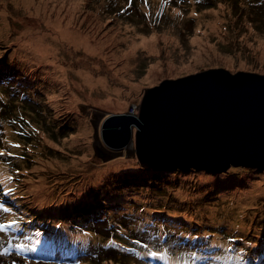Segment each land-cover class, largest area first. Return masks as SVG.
<instances>
[{
	"label": "rangeland",
	"instance_id": "obj_1",
	"mask_svg": "<svg viewBox=\"0 0 264 264\" xmlns=\"http://www.w3.org/2000/svg\"><path fill=\"white\" fill-rule=\"evenodd\" d=\"M4 1H7L11 9H13V14L8 15L9 19L13 24L18 25V28L14 29L13 27V29L9 31L11 36L15 37L20 30L19 28L24 25V22L20 19L21 15H24V13L19 15L14 11L16 6L13 5V0H0L1 5ZM48 2V14L62 12V16H65V22L70 21L72 27L81 29L90 34H97V30H92L95 26L94 22H92L91 15L93 14H101L105 18L106 23H104V26L108 25L109 31H112L116 26L114 20L123 19L125 22H128L132 28L140 29L145 36H151L155 32L158 34L163 31L169 32L172 36L169 41L159 43L156 52H148V54L152 55L151 59L147 58V55L140 53L137 69L135 70L137 76L133 79V81H137L139 84L141 79L148 73L151 63L155 61L164 62L169 55H172L176 61H183V69H186V63L195 64L178 74L163 70L165 65L163 62L160 65H156L153 71L158 73L161 72L165 75H159V80L154 83H143L140 88V95L131 96L128 99V109L132 103L139 102L137 105L140 106L142 100L141 95L145 88L157 85L165 79L179 78L205 69L218 67L227 68L233 73L239 70H246L264 74V60H259L261 48L264 47V0H170L166 2H161L159 0L157 2L130 0L131 4L126 12L127 16H124L125 14L115 16L113 12L116 11V8L111 9L108 7L109 10H107L106 4L109 3L106 2V0H48ZM77 2L80 4V10L78 15L75 14V16L72 17V15L66 13L65 10L75 12ZM120 4L126 8L127 3L125 0H121ZM144 5H148L152 8L153 11L151 14L147 15L142 12L141 9ZM59 7H62L64 11H61ZM138 9L141 10V14L138 13ZM2 12L3 9L0 8V14ZM143 16L156 17L151 20ZM217 17L220 26L217 31L213 32L208 22L217 19ZM44 28L45 25L41 27L40 31L47 35L48 32L44 31ZM125 32L131 34L128 30ZM205 34H207V38L201 41V44L198 42L192 44V38L196 35ZM102 35H104V33H102ZM256 36H259V38ZM5 37L6 35L0 37V61L1 63L5 61L12 62L13 69H16V67L20 68L21 71L19 76L24 79L25 76H27L24 72L27 68L26 63L18 61L17 54L15 53L17 46L10 45V43L13 42L12 40L10 42H5ZM99 38L100 37H98V39ZM206 45L209 46L208 48L211 51L215 50L219 53L228 55L229 58H233L234 62L226 63L216 60L213 56L207 54L209 50H207ZM183 55L186 57L185 60L182 59ZM68 60L71 62L76 61H72L70 58H68ZM37 67L38 74L29 82V85H32L31 89L28 91L35 99L40 101V103H34L31 99L24 100L25 102L13 99L8 102V108H20L27 114V117L31 119V125L36 132H47L46 135L33 140V147L36 151L33 155L34 161L30 162L31 170L26 178L30 183L38 185L39 176L45 175L47 177V183L43 188L55 189L54 195L57 197L54 198V201L56 203L71 199L69 195L70 190H75L79 194L90 185L96 186L101 189V191L109 190L111 193L113 190L118 189L123 197V206L127 208L123 209L122 212H128V214L133 215L132 219L138 222L143 220V216H138V214H142L143 208L145 209L143 213H145V211L156 212L155 208L162 205L165 208V214L186 209L187 207L184 206V204L191 190H193L192 184L195 181H200L201 183L197 184L198 188L196 189L199 194L194 195L195 197L191 196L192 200L190 205L201 203L210 196L220 195L227 198L228 202H237L236 221L240 219L238 216H240L241 212H243L246 207L257 205L256 200L264 197V172L254 168L232 167L227 172L217 174L205 171L186 172L182 170H155L144 167L138 161L135 150L129 154V152L123 148L120 152L108 154L107 146L105 145L107 143L101 136V124L110 116L121 115L120 113H123L122 115H128L133 112L128 111V109L125 111L126 108L113 109L103 106L100 108H96L95 106L91 107L92 104H95L91 101L82 104V106L80 105L79 108H65L61 105L59 108L55 109L52 102V95H55V91L52 89L51 85L54 77L60 80H63L64 77L55 73L51 61L37 63ZM73 67L69 68L71 73L74 71ZM36 87L38 88L35 89ZM52 91H54L53 94H51ZM3 92L10 96L9 92ZM111 112L114 114L108 115ZM14 114L17 115L18 111L16 110ZM8 116L11 117V110L8 111ZM82 120H86L88 124L92 126V132L89 139L83 140V138H81L80 141H76L75 139L79 133L78 123ZM64 122L65 126L60 128L59 126ZM9 126L16 128L18 122H12ZM134 126L135 125H133V127ZM134 131H136V129H134ZM24 143L29 144L28 141H24ZM130 143H132L134 148L136 147L135 137ZM78 158H80V160H77ZM114 158H122L129 162L126 166L138 165L137 169L142 173L149 174V172L152 171L155 175L151 178H147L146 181L136 180L135 184L138 185L137 188L129 186L128 183H123L122 179L120 180V175H115L116 172L125 167L123 164L112 165L115 170H110L109 176L104 179L90 176L92 171H97L96 168L102 167L104 162H107L104 161L105 159L109 161ZM60 161L67 162V165L64 167L73 166L75 163L80 164L76 165L78 167L71 168L69 171L65 172L64 175H68L67 173L69 172L70 175L68 176H72L68 180L60 179L56 175V164H59ZM72 171L74 175H72ZM164 172L171 174L170 177H172V180L162 181L161 184H163V186H161L157 182L156 175H161ZM230 172H234L233 179L226 180L225 184H222L221 181L223 180L219 179L217 181V183L220 184L219 187L214 188V176L230 174ZM176 174L182 175L179 177ZM113 176L118 181H114ZM228 183H231L232 186H236L231 192H226L225 190ZM143 186L144 188H142ZM34 190L35 188L31 187L26 189V193H33ZM92 190L93 192H97V189ZM110 204L111 202H108L109 206ZM226 207L234 209L232 204H227ZM207 213L208 212H205L201 215L193 213L194 224L201 228L205 223L204 217ZM263 216L264 215H256L255 218ZM190 217L192 218V216ZM112 218L114 219L115 215H112ZM225 222L227 226L231 228L234 227L232 221ZM261 223L262 221H256L246 225V227L253 230L256 229V224L260 225ZM94 227H96L99 232H106L107 230L103 220L98 223L95 222ZM229 227L225 226V229L229 230ZM144 238H148V235H145ZM152 240L153 239L150 238V241ZM1 260L4 264H13L14 260L17 264H29L22 256L18 257L16 255H8L1 258ZM90 262L93 264H116L119 262V258L114 253H108L105 258ZM194 264H200V261L195 259Z\"/></svg>",
	"mask_w": 264,
	"mask_h": 264
},
{
	"label": "trees",
	"instance_id": "obj_2",
	"mask_svg": "<svg viewBox=\"0 0 264 264\" xmlns=\"http://www.w3.org/2000/svg\"><path fill=\"white\" fill-rule=\"evenodd\" d=\"M109 1L106 0V2ZM5 3L10 6L7 1L3 2V4ZM108 7L109 4H106V9ZM0 66L8 70L13 69V63L9 61L3 63L0 61ZM5 74V72H1L0 79ZM61 164L65 165L62 166ZM66 165V161H60L59 164H56V175L63 180L72 177L68 176L70 175L69 172L68 175H64L72 168V165L64 167ZM123 165L125 168L116 172L115 175H120V180L122 179L123 183H128L134 188L138 187L135 184L136 180L146 181L147 178L155 175L152 171L149 174L143 173L144 179L138 180V176H127L128 171L134 168V170H138V165L126 166L127 163H123ZM177 170L186 172L205 171L213 174L224 172L195 168ZM72 175H74L73 171ZM166 175H168L167 172L156 175L157 182L161 186H163L162 181L172 180V178L167 179ZM114 176V181H118ZM221 182L225 184L226 180ZM15 183L16 178L13 177L4 187V190L13 189L9 199L15 204L10 216L4 220V223L18 217L20 218L18 230L13 232L9 229L8 232L0 233L6 237H19L21 243L32 245L31 248H34V251H48L51 254L67 255L75 253L74 258L69 261L53 259L48 260V264H93L90 261L105 258L108 253L117 255L119 262L116 264H125L126 262V264H145L144 261L146 260H155L158 264H194L197 256H206L208 260L219 259V264H250L252 262L264 264V249L260 246L264 244V240L258 243L254 242L255 239L264 238V216L255 218L256 215H264V197L256 200L257 205L246 207L238 216L240 219L235 221L237 202H228L227 198L220 195H213L201 203L190 205L191 196L195 197L194 195L199 194L196 189L198 188L197 184L201 182L195 181L192 184L193 190H191L184 204L186 209L165 214V208L162 205L155 208L156 212L145 211L143 213L145 210L143 208L142 214H138V216H143V220L136 222L132 219L133 215L122 212L123 209L127 208L123 206V197L118 189L111 193L109 190L101 191L96 186L90 185L79 194L75 190H70L71 199L56 203L51 199L57 196L50 194L51 189L43 188L44 185L37 191L35 188L33 193L18 194L14 189ZM92 189H97V192H93ZM108 202H111L110 206ZM227 204H232L234 209L226 207ZM205 212H208L204 217L205 223L199 228L194 224L193 213L201 215ZM112 215H115L114 219ZM101 220L107 227L106 232H99L94 227L95 222L98 223ZM241 220L244 221L245 225L240 223ZM123 221L129 222V224H125ZM225 221H232L234 227L227 226ZM256 221H262L260 225H255L256 229L250 230L246 227V225ZM225 226L230 229L226 230ZM145 228L148 229L149 233L136 235L132 232L133 229ZM18 232L21 233L18 235ZM257 232L261 233L260 238H258ZM146 234L148 238L153 240H145ZM24 236H28L30 239L25 240ZM110 240L115 241V245L109 244ZM136 240H140L141 244H135L134 241ZM144 243L148 244V249L142 247ZM129 248H133L135 251H126ZM148 251H155L159 255L156 257L148 256ZM39 259L41 258L35 256L25 257V261L29 264H43V261Z\"/></svg>",
	"mask_w": 264,
	"mask_h": 264
},
{
	"label": "water",
	"instance_id": "obj_3",
	"mask_svg": "<svg viewBox=\"0 0 264 264\" xmlns=\"http://www.w3.org/2000/svg\"><path fill=\"white\" fill-rule=\"evenodd\" d=\"M139 113L110 116L102 139L155 170L264 169V74L211 68L147 87ZM135 124V129L132 128Z\"/></svg>",
	"mask_w": 264,
	"mask_h": 264
},
{
	"label": "bare ground",
	"instance_id": "obj_4",
	"mask_svg": "<svg viewBox=\"0 0 264 264\" xmlns=\"http://www.w3.org/2000/svg\"><path fill=\"white\" fill-rule=\"evenodd\" d=\"M153 1L157 2L158 0ZM13 3L16 6L14 9L16 13L19 15L24 13L20 17L24 25L19 28L20 30L15 37L11 36L9 33L10 29H13V27L14 29L18 28V25L13 24L8 17L9 14H13V9L7 3L0 4V8L3 9L0 14V37L6 35L5 42L12 40L13 42L10 45L17 46L15 53L18 61L26 63L27 68L24 72L29 79H33L38 74V62L52 61L55 73L64 77L63 80L57 77L53 78L52 89L55 91V95L52 97L55 99V109L61 105L65 108H74L82 99L106 108L122 109L126 106L130 96H138L140 94V88L143 83H154L159 80V75H165L161 72L153 71L156 65H160L163 62L155 61L151 63L148 73L141 79L140 84L137 81H133L137 76L135 70L137 69L140 53L147 55V58L151 59L152 55L148 54V52H156L159 43L167 42L172 38L167 31L159 32V34L155 32L151 36H145L140 29L132 28L123 19L114 20L116 26L112 31H109V26H104V23H106L105 18L101 14H93L91 16L95 26L92 30H97V34H90L72 27L70 21L65 22V16H62V12L48 14V0H14ZM110 7H112V4L109 5ZM59 9L64 11L62 7H59ZM79 10L80 4L77 2L75 12L65 11L74 17L75 14L78 15ZM124 16H127V14ZM208 23L213 32L217 31L220 26L218 17ZM43 25H45L44 29L49 32V37L40 36V29ZM126 30L131 34H127ZM98 37L100 38L98 39ZM256 37L259 38V36ZM206 38L207 34L196 35L191 42L192 44L196 42L201 44V41ZM208 47L206 45L207 50H209ZM207 54L221 62H234L233 58H229L228 55L215 50H209ZM67 57L72 61H76L71 62ZM185 58L183 55L182 59L185 60ZM259 60H264V47L261 48ZM163 63L165 64L163 70L173 74H178L195 65L194 63L187 64L185 61L187 67L183 69V61H176L172 55L166 57ZM69 67H73V73H71ZM1 72L8 73L6 74L7 76H17V79L21 80V78H18L20 74L18 69L8 70L1 66ZM138 113L136 112L135 115L137 116ZM78 128L79 133L75 139L76 141H80L81 138L83 140L90 138L92 126L86 120L80 121ZM105 145L107 146L108 154H115L121 150L116 146ZM135 148L132 143H129L127 149H124L130 154ZM77 160H80V158ZM104 161L107 162H104L103 166L101 165L102 167L96 168L97 171H92L91 177L104 179L109 176L110 170H115L112 165L129 163L122 158H114L109 161L105 159ZM76 165L80 164L75 163L72 168L78 167ZM134 169L128 171L127 176H138V180H143L144 174ZM176 175L180 177L182 174ZM170 176L171 174H168L166 178H172ZM233 176L234 172H230V174L215 177L213 181L214 188L219 187L220 184L217 183L219 179L232 180ZM46 183L47 177L40 175L37 182L38 185H34V187L38 189ZM28 184L29 182L25 181L22 186ZM235 187L228 183L225 190L226 192H231ZM38 193L40 192L38 191ZM50 194L54 195L55 189H51ZM51 200L54 201V198ZM240 223L245 225L243 220ZM257 233L258 238H260L261 233ZM261 240H264V238L255 239L254 242L258 243ZM260 246L264 249V244Z\"/></svg>",
	"mask_w": 264,
	"mask_h": 264
},
{
	"label": "clouds",
	"instance_id": "obj_5",
	"mask_svg": "<svg viewBox=\"0 0 264 264\" xmlns=\"http://www.w3.org/2000/svg\"><path fill=\"white\" fill-rule=\"evenodd\" d=\"M120 1L121 0H110L108 3L109 4H112V7H110L111 9H113V8H116V11H114L113 13H114V15L116 16V15H121V14H127L126 12H127V10H128V8H129V5L131 4L130 3V0H125L126 1V3H127V5H126V8H124L123 7V5L122 4H120ZM147 1H153V0H147ZM159 1H161V2H166V1H170V0H159ZM107 10H109V8H107ZM142 12L144 13V14H151L152 13V8L150 7V6H148V5H144L143 7H142ZM141 10H137L138 11V13H140L141 14ZM133 17H135V16H133ZM136 17H138V16H136ZM143 17H146V18H149V19H151V20H153L156 16H143ZM44 31H46V30H44ZM46 32H48V31H46ZM40 36H48L49 37V32H48V34L47 35H45V34H43L41 31H40ZM70 68V67H69ZM218 68H223V67H218ZM209 69H211V68H209ZM225 69H227V68H225ZM205 70H207V69H205ZM229 70V69H228ZM21 71V70H20ZM202 71H204V70H202ZM229 71H231V70H229ZM242 71H246V70H242ZM199 72H201V71H199ZM232 72V71H231ZM237 72V71H236ZM249 72H251V71H249ZM252 72H254V73H257V72H255V71H252ZM196 73H198V72H196ZM194 74V73H193ZM261 74H263V73H261ZM189 75H191V74H189ZM187 76V75H186ZM27 76H25V78H26ZM183 77V76H182ZM19 78H21V76H19ZM180 78V77H179ZM3 79H6L5 77H3ZM22 79V78H21ZM171 79H177V78H171ZM166 80V79H165ZM52 84H53V82H52ZM17 85L19 86V87H22L21 86V84L20 83H17ZM51 87H52V85H51ZM152 87V86H151ZM38 87H36L35 89H37ZM146 89V88H145ZM144 89V90H145ZM141 92V91H140ZM144 92V91H143ZM51 94H53V91L51 92ZM143 94L144 93H142V95H141V99H142V97H143ZM30 95V99L32 100V102H34V103H38L39 101L37 100V99H35L33 96H32V94L30 93L29 94ZM140 95V94H139ZM53 96V95H52ZM131 97V96H130ZM129 97V98H130ZM140 99V100H141ZM22 102H25L24 100H21ZM88 102H90V101H88V100H86V99H82V100H80L79 101V103H78V105L76 106V107H74V108H79L80 107V105L82 106V104H84V103H88ZM127 102H128V100H127ZM127 102H126V105H127ZM141 102H142V100H141ZM139 102H136V103H132V104H130V107H129V109H128V105L127 106H125L124 108H126V110L125 111H127V109H128V111H130V112H133V113H130V114H135L136 112H139V109H140V106H141V103H140V106H138L137 104H138ZM93 106H95L96 108H100V107H102V105H99V104H97V103H95V104H92L91 105V107H93ZM124 108H122V109H124ZM114 109V108H113ZM111 114H114L113 112H111L110 114H108V115H111ZM121 115L123 114V113H120ZM25 116H27V114L25 115ZM29 116V115H28ZM33 117V116H32ZM34 118V117H33ZM133 125H135V124H133ZM63 126H65V122L64 123H62L59 127L61 128V127H63ZM132 128L133 129H135V126L133 127L132 126ZM232 167H247V168H254V169H257V170H261V172H263L264 171V169H260V168H255V167H251V166H242V165H240V166H234V165H231L229 168H228V170L230 169V168H232ZM177 170V169H176ZM228 170H226V171H224V172H227ZM213 172V171H212Z\"/></svg>",
	"mask_w": 264,
	"mask_h": 264
},
{
	"label": "snow or ice",
	"instance_id": "obj_6",
	"mask_svg": "<svg viewBox=\"0 0 264 264\" xmlns=\"http://www.w3.org/2000/svg\"><path fill=\"white\" fill-rule=\"evenodd\" d=\"M17 147H19V145H17ZM0 155H3V153H0ZM8 155H12V153H8ZM12 191H13V189L8 188L7 192L5 193V195L11 193ZM0 209H3L5 212H11L12 211L11 208L5 207L3 203H0ZM19 223H20V218H18V217L17 218H13L11 220H8L6 223L0 222V232H8L9 229H11L13 232H15V231L18 230ZM14 239H19V237L9 236L8 241H7L9 246H7V247L3 246V241H0V258H3L5 256H8V255L12 254V241ZM24 239L28 240V239H30V237L24 236ZM134 243L135 244H141V241L140 240H136V241H134ZM109 244L115 245V241H111L110 240ZM14 247L17 249L15 255L18 256V257L21 256L23 252L34 251V248H31L28 245H25L23 243H17V244L14 245ZM142 247L144 249H148L149 246H148L147 243H144L142 245ZM126 251L134 252L135 249L129 248V249H126ZM147 255L151 256V257H156L159 254L157 252H155V251H148ZM13 264H17V262L14 260Z\"/></svg>",
	"mask_w": 264,
	"mask_h": 264
}]
</instances>
